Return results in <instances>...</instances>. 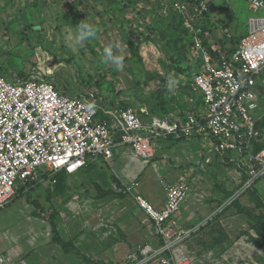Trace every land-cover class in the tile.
Here are the masks:
<instances>
[{"label": "rangeland", "instance_id": "rangeland-1", "mask_svg": "<svg viewBox=\"0 0 264 264\" xmlns=\"http://www.w3.org/2000/svg\"><path fill=\"white\" fill-rule=\"evenodd\" d=\"M175 1L0 0V73L11 80L45 78L55 83L62 93L71 96L94 93L106 104L120 99V105L133 103L139 109L147 107L149 114L145 116L146 120H150L151 115L158 112L178 111L176 105L182 107L186 104L188 107L189 97L194 94L190 80L193 68L199 65V61L194 55L193 34L190 33L189 36L184 31V23L175 15L172 7ZM222 8L220 18L223 17L224 22L217 21L216 24L215 21L209 25L211 32L213 28L224 31L226 25L223 23L230 19L244 31L251 16L263 13V10L255 12L247 0H233ZM82 20L96 28V35L73 51L68 47L66 37L75 33V26ZM223 31L221 36H215L217 44L224 39L233 38V44L237 42V37H231L227 31ZM117 41L121 43L123 50V68L119 70L105 63L103 55L104 48ZM211 41L213 42L212 36ZM209 49L212 51V47ZM176 65L179 68H175ZM170 74L173 78L183 77L184 82L180 88L177 84L172 91L168 90L167 78ZM199 158V162L193 161L191 166H187V169L192 168L194 172L187 179L195 187L233 191L232 197L226 194L223 196L224 205H229L230 208L232 201L236 199L242 206L252 208L253 215L257 216L262 212L261 204L257 206L259 209L252 205L251 202H255L249 199L248 194L251 192L245 191L243 184L235 178L233 167L217 157L203 162L202 157ZM40 179L32 187L22 188L19 185L11 202L0 211L2 246L6 243L17 253L21 254L17 251L21 249L29 254L27 264H41L40 255L44 253L47 256L45 248H42L47 241L54 247L56 259H60L59 255L63 250L54 239L56 222L59 221L62 226L67 221L76 219L72 215L78 214L79 206L72 203L77 200L80 205H93L97 210L104 206L106 209H116L119 203L127 204L128 209L137 206L122 191L123 185L109 165L104 170L90 169L88 166L72 175L69 180L70 196L66 201L61 199L62 196L54 195L53 185L48 178ZM76 205L78 207L72 208ZM242 217L247 222L251 220L247 215ZM127 218L136 221L141 228L133 230L128 226L131 232L124 234L121 232L123 228L112 222L115 229L112 228L111 243L105 244V250L104 245L97 244V251L94 254L89 252L91 259L81 262L161 264V256L144 255L140 251L147 245L146 238L151 231L149 218L145 215L138 216L136 211L129 213ZM76 221L80 219L77 217ZM73 223L74 221L68 223V226L73 227ZM52 229L53 235H50ZM139 232L143 233V239L135 242L136 239L131 234H140ZM57 233L59 235V231ZM246 234L252 238L257 237L259 241L260 234L255 227H247L241 231V236ZM257 249L261 250L260 247ZM133 253H136L135 259L130 257ZM259 254L264 259L262 250ZM13 259L16 261L18 255L14 253Z\"/></svg>", "mask_w": 264, "mask_h": 264}, {"label": "built area", "instance_id": "built-area-1", "mask_svg": "<svg viewBox=\"0 0 264 264\" xmlns=\"http://www.w3.org/2000/svg\"><path fill=\"white\" fill-rule=\"evenodd\" d=\"M247 1L255 12L263 13L249 18L247 34L232 51L213 49L217 54L205 43L211 33L204 26L210 5L204 0L172 4L193 34L195 58L201 61L193 71L192 85L202 95V108L183 121L153 116L146 122L143 114L147 110L132 105L109 108L106 113L113 121H98L100 100L94 93L71 96L45 78L11 80L0 75V210L11 202L19 185L35 186L44 173L50 177L61 170L74 174L100 156L110 163L118 143L151 160L158 134L207 139L217 158L234 168L245 191L263 181L264 146L259 147L263 133L253 111L258 107L259 82L264 80V0ZM136 185L127 184L122 191L145 211L164 241L160 249L147 244L140 251L171 264L172 258L162 253L173 249L177 237L187 234L172 218L192 192V185L185 179L167 184L161 209L137 192ZM130 257L135 259L136 253ZM0 264H13L11 256L0 252Z\"/></svg>", "mask_w": 264, "mask_h": 264}, {"label": "crops", "instance_id": "crops-1", "mask_svg": "<svg viewBox=\"0 0 264 264\" xmlns=\"http://www.w3.org/2000/svg\"><path fill=\"white\" fill-rule=\"evenodd\" d=\"M204 1L210 5L209 11L204 15V26L206 29H209L208 26L214 24L215 21L216 24L217 21L221 23L224 22L222 19L223 17L220 18L223 12L222 7L231 3V1L233 2V0ZM232 21V19L228 22L225 20V23H223V25H226L224 31L221 28H213L210 35L206 38L205 43L207 47H212L211 52L217 54V51L215 50L221 49L230 52L239 43L240 39L247 34L248 25L246 30L243 31L238 24H233ZM222 31L223 33L227 31L228 35L231 37H237V42L233 44L234 38L232 40L223 38L224 40L217 44L215 42V36H221ZM211 36L213 42L211 41ZM198 61L199 65H196L193 68L194 71L201 66V61ZM174 79L178 81V87L180 88L184 82L183 77L177 76ZM192 80L193 79H191L190 82L192 86V94H194L192 97H189L191 99L188 101V107L186 104L182 107L176 105L178 111L175 110L170 113L158 112L152 114L150 120L145 119V116L149 114L148 108L145 107L147 110V113L143 114L145 121H151L153 116L167 119H182L183 121V119H185L190 113L200 111L203 104L202 95L194 88ZM257 91L259 95L258 107L253 111V114L256 118L258 128L263 133L261 142V144H263L264 80H260ZM119 100L120 99H116L115 103L111 102L109 104L100 101V112L96 117V120H106L108 122L113 121V119L107 115L106 110L119 106ZM131 105L136 107L133 103ZM118 137L120 136L118 135L117 138ZM117 140H120V138ZM153 141L156 146V154L151 160H145L138 157L131 147L118 143L114 148L113 159L109 164L102 156L96 157L95 159H91L88 162L89 165L87 164L78 172L84 170L88 166L90 169L99 168L100 170H104L109 165L113 172L117 174L123 186L136 183V191L144 195L157 208L161 209L166 201L165 187L167 184H173L182 179L189 181L187 177H192L194 172L192 168L187 169V166H191L193 161L199 162V157H202V162L204 160L212 161V159L217 157L214 153L213 146L209 144L208 140L200 138L199 136L185 137L181 134L178 136L158 134ZM74 174H71L70 177ZM189 182L192 185V192L183 203L180 210L172 218V221L176 222L175 226L184 229L187 231V234L180 238L177 237L173 249L164 251L162 256L171 257V264H177L181 261H183V264H264V259L259 254L261 250L264 254V247L258 243L262 242L263 238L255 234L258 236L259 241H257V237L252 238L248 234L241 236L242 230L247 227H253L251 224L253 221L250 220L247 222L242 217L246 214L240 212L235 204L236 199L232 201L233 205L230 207L231 209L228 207L229 205H224L225 199H223V196L226 194L228 197H232L234 192H228V190L221 188L195 187L194 183L191 181ZM248 195L249 199H253L255 202L251 203L256 209H259L256 202L257 198L263 201L264 207V180L258 181L254 185L253 194ZM131 199L137 205L136 208L132 205V209H128L127 204L123 205L122 203H119L120 205H117L116 209H112L111 207L106 209L104 206L97 210L93 205H91V207L83 203L80 205L78 200L77 202L72 203V205L77 203L79 206L78 214L72 215V218L73 216L76 219L78 217L80 221L72 219L71 221L64 223L62 226L59 221L56 222V229L59 231L60 237L66 243H71L70 247L72 249L66 250L60 243L56 242L63 250L59 255L61 260L56 259V254L53 253L55 252L53 251L54 247L50 246L48 244L49 241H47L42 246V248H45L47 256H45L44 253L41 254L40 257L42 260L40 263L68 264L71 262L72 264H85L83 263V260L91 259L90 253L94 254L95 251H97V244L104 245L103 250H105V244L111 243L112 228L115 229V227H113L114 222L116 225H120V227L123 228L121 232L124 234L131 232L128 230V226L132 227L133 230H139L141 226H139L133 219H128L127 216L134 211H136V214L141 217H143V215L147 216V214L139 207L132 197ZM77 205L72 208L78 207ZM250 210H252V208H250ZM66 217L69 219L68 216ZM113 217H115V219H113ZM130 217L133 218L132 215ZM247 217L248 219L250 218L249 216ZM73 221V227L68 226V223ZM150 224L151 231L147 235L146 239L148 241L146 243L153 249H160L164 245L160 243L162 237L156 232L152 221H150ZM46 231L48 233V230ZM142 232H139L140 234H131L134 240L136 239L135 242H139L143 239ZM50 235H53V229L51 230ZM49 240L51 239L49 238ZM1 242L0 252L9 254L12 261L14 260V253L18 255V259L13 261V264H27V257L29 254H26L21 249L17 250L21 252V254L17 253L16 250L14 251V249L10 248L6 243L2 246ZM257 247H260L261 250L257 249ZM47 248L49 250H47ZM81 260L83 262H81Z\"/></svg>", "mask_w": 264, "mask_h": 264}, {"label": "trees", "instance_id": "trees-1", "mask_svg": "<svg viewBox=\"0 0 264 264\" xmlns=\"http://www.w3.org/2000/svg\"><path fill=\"white\" fill-rule=\"evenodd\" d=\"M175 15L179 18L180 22L183 24L184 20H183V16L181 14H179L177 11H175ZM187 32V34L190 36V32L189 30L185 27V30ZM175 68H179L177 65L174 66ZM188 68V67H186ZM182 69V68H181ZM0 75H3L5 77H7L4 73H0ZM8 78V77H7ZM9 79V78H8ZM131 104H127V105H119L118 107H128ZM258 127V125H257ZM120 137H118L117 139H119ZM264 143L261 144L259 147H263ZM89 165V164H88ZM70 175L69 173H67L65 170H61L58 173H56L53 176H48L47 173L42 174L41 176L48 178L50 183L53 185V193L56 196H62L61 199H63V201H66L67 198L70 196V193L68 191H70ZM26 186H22V188H24ZM253 188H250L247 191H250L248 193L253 194ZM239 201H236L235 204L236 206L239 208L240 212L246 214L247 216L250 217V219L254 222L253 223V227H255V229H258V233L260 234V236L263 238L262 242H259L261 244L262 247H264V211L262 210V212L259 215H253L251 210L247 207L242 206L240 203H238ZM257 204H261L263 206V201L260 200L259 198H257ZM264 208V207H263ZM55 235H54V239L56 241H58L66 250H71L72 248L70 247L71 243H66L65 241L62 240V238L60 237V235H58L57 231H55ZM164 241L161 239V244H163ZM89 260V259H86Z\"/></svg>", "mask_w": 264, "mask_h": 264}, {"label": "clouds", "instance_id": "clouds-1", "mask_svg": "<svg viewBox=\"0 0 264 264\" xmlns=\"http://www.w3.org/2000/svg\"><path fill=\"white\" fill-rule=\"evenodd\" d=\"M96 28L82 20L78 25L75 26V33H70L66 37V43L73 51H76L79 46H83L84 42L90 38L95 37ZM122 46L120 42H113L104 48L103 55L105 63L114 66L116 69L123 68V56H122ZM178 84V81L173 78L170 74L167 78V88L172 91Z\"/></svg>", "mask_w": 264, "mask_h": 264}]
</instances>
